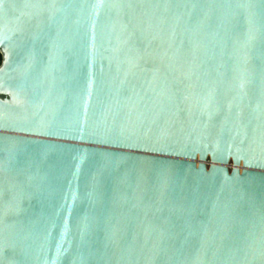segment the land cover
<instances>
[{
  "label": "water",
  "instance_id": "obj_1",
  "mask_svg": "<svg viewBox=\"0 0 264 264\" xmlns=\"http://www.w3.org/2000/svg\"><path fill=\"white\" fill-rule=\"evenodd\" d=\"M0 54V264H264V0H0Z\"/></svg>",
  "mask_w": 264,
  "mask_h": 264
},
{
  "label": "trees",
  "instance_id": "obj_2",
  "mask_svg": "<svg viewBox=\"0 0 264 264\" xmlns=\"http://www.w3.org/2000/svg\"><path fill=\"white\" fill-rule=\"evenodd\" d=\"M1 63H2V55L0 54V65H1Z\"/></svg>",
  "mask_w": 264,
  "mask_h": 264
},
{
  "label": "rangeland",
  "instance_id": "obj_3",
  "mask_svg": "<svg viewBox=\"0 0 264 264\" xmlns=\"http://www.w3.org/2000/svg\"><path fill=\"white\" fill-rule=\"evenodd\" d=\"M231 168H232V165H231Z\"/></svg>",
  "mask_w": 264,
  "mask_h": 264
}]
</instances>
